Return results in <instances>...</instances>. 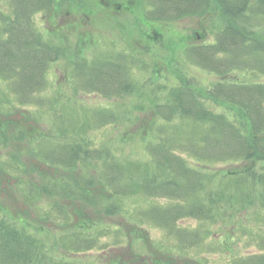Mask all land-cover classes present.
Instances as JSON below:
<instances>
[{"label": "trees", "instance_id": "trees-1", "mask_svg": "<svg viewBox=\"0 0 264 264\" xmlns=\"http://www.w3.org/2000/svg\"><path fill=\"white\" fill-rule=\"evenodd\" d=\"M5 2L9 12L0 7V76L8 81L18 106L35 105L40 109L45 102L41 93L49 86L48 73L63 49L45 34L37 18L51 10L56 0ZM213 2L220 6L227 23L216 33L214 43L191 45L186 49L187 56L220 76L235 69L264 75V39L254 31L255 26L264 22V0H148L150 8L145 15L148 20H177L204 14ZM75 67L86 92L112 98L139 89L128 67L112 57L97 56L89 61L81 58ZM178 79L170 99L157 105L158 113L166 121L157 126L160 139L147 144L155 168L143 173L142 180L134 179L139 170L128 172L118 149L93 144V139L83 132L91 131V124L99 129L118 123L117 111L96 107L86 119L56 114L51 123L59 131L60 140L40 134L33 137L39 138L33 151L43 164L38 173H48L45 165L71 174L70 179L47 181L42 191L62 197L70 205L74 199L91 202V188L97 184L122 198L136 193L138 183L147 196L161 199L144 210L148 224L162 227L172 243L183 245L184 252L194 250L193 246L198 249L207 246L204 239L215 205L226 202L243 210L257 205L264 210V84L218 81L201 92L193 87V78L183 79L179 75ZM208 100L223 104L230 115L211 108ZM176 113L185 119L182 127L171 125ZM191 158L195 159L194 164L189 162ZM248 160L263 164L241 173L233 172L232 168H210H216L214 165L218 163ZM3 163L17 173L23 169L8 159ZM87 173H91L90 177H85ZM62 210L54 203L43 214L47 219L60 218L67 225L70 215ZM82 212L80 205L70 210L74 217ZM136 214L133 220L136 218L143 225V216L138 211ZM190 217L197 219L196 228L178 224ZM68 229L58 242L71 255L75 250L95 248L101 234L98 230V235H92ZM115 234L113 243H118L121 236L117 231ZM45 246L23 225L9 217L8 221L0 219V264H81L49 258ZM236 261L264 264V254L240 256Z\"/></svg>", "mask_w": 264, "mask_h": 264}, {"label": "rangeland", "instance_id": "rangeland-1", "mask_svg": "<svg viewBox=\"0 0 264 264\" xmlns=\"http://www.w3.org/2000/svg\"><path fill=\"white\" fill-rule=\"evenodd\" d=\"M0 7L9 12L5 0H0ZM148 8V0H56L51 10L38 16L42 30L61 45L63 53L48 73L49 86L41 93L45 102L40 109L35 105L18 106L8 81L0 76V219L8 221L9 217L26 227L46 243L44 248L48 257L57 261L81 264H248L236 260L240 256L264 254V238L259 241L264 237V210L257 205L246 210L226 202L215 205L204 239L207 246L203 249L193 246L196 252L193 249L184 252L183 245L172 243L162 227L148 224L144 210L150 207V203H158L161 199L147 196L138 183L136 193L122 198L97 184L91 188V202L74 199L70 205L66 204L70 201L64 198L42 191L49 180L71 178L70 173L58 172L45 165L48 173H38L43 164L33 151L39 139L33 137L37 134L53 140L62 139L51 123L58 113L65 118L86 119L96 107L117 111L118 123L99 129L91 124L92 130L83 132L93 139V144L102 143L115 151L118 149L128 172L140 171L134 177L139 182L143 173L155 168L147 144L150 140L160 139L157 126L166 121L158 113L157 105L170 99L179 75L183 79L193 78V87L201 92L218 81L264 84V75L258 74L260 72L235 69L220 76L195 64L187 56L186 49L191 45L214 43L216 33L227 23L216 3L213 2L211 9L204 14L170 21L148 20L145 15ZM254 31L264 39V22L255 26ZM97 56L112 57L128 67L139 89L112 98L84 91L75 62L81 58L89 61ZM208 104L218 112L225 111L223 104L211 100ZM184 124L185 119L176 113L171 125L182 127ZM6 159L15 167L22 166V171L17 173L4 166ZM188 160L191 164L195 162L193 158ZM261 164L248 160L218 163L214 165L216 168H210H232L233 172L241 173L259 168ZM90 175L87 173L85 177ZM54 203L69 213V227L63 229L67 225H63L60 218L47 219L43 214L44 209ZM77 205L83 212L74 217L70 210ZM137 211L143 216V225L136 218L133 220ZM178 224L194 229L199 223L190 217ZM68 228L92 235H98L96 231H100L95 248L75 250L71 255L59 244L60 236ZM116 231L121 237L118 243H113L112 235H116Z\"/></svg>", "mask_w": 264, "mask_h": 264}]
</instances>
